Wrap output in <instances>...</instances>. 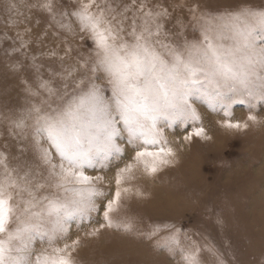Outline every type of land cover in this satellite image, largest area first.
Masks as SVG:
<instances>
[{
  "label": "snow or ice",
  "instance_id": "6c2138e0",
  "mask_svg": "<svg viewBox=\"0 0 264 264\" xmlns=\"http://www.w3.org/2000/svg\"><path fill=\"white\" fill-rule=\"evenodd\" d=\"M4 7L16 30L11 39L19 41L12 51L50 34L55 47L41 55L58 60L60 69H50L45 79L33 56L37 83L25 81L26 91L41 99L17 115L0 114L10 135L30 141L38 160L0 151V264H78L85 239L111 231L151 240L162 229L169 231L158 248L178 255L179 264H203L204 249L181 229L140 230L128 202L147 196L132 181L138 171L156 177L176 164L178 152L165 129L190 127L182 143L211 139L197 101L222 113L220 126L230 131L264 123L253 114L258 106L264 110V4L242 0L216 13L195 5L190 11L199 35L191 39L183 24L174 34L165 30L170 13L159 0H71V7L57 0H5ZM21 8L47 15L42 33L19 30L30 19ZM77 38L91 41L87 54L74 46ZM236 104L247 107L243 122L233 119ZM25 151L20 148L21 156ZM112 168L111 178L90 174ZM113 181L114 187H104ZM73 224L77 232L88 227L83 237L73 238ZM37 243L45 246L37 249ZM207 251L216 264H228L214 246Z\"/></svg>",
  "mask_w": 264,
  "mask_h": 264
},
{
  "label": "rangeland",
  "instance_id": "374dc122",
  "mask_svg": "<svg viewBox=\"0 0 264 264\" xmlns=\"http://www.w3.org/2000/svg\"><path fill=\"white\" fill-rule=\"evenodd\" d=\"M32 3L34 0H26ZM128 2V0H123ZM170 16L164 20L165 30L174 34L181 24L185 34L191 39L198 36V29L190 9L199 5V11L221 12L237 8L242 0H159ZM254 5L264 4V0H250ZM61 6L71 7V0H57ZM5 0H0V114L17 115L29 106V101L39 102L40 97H31L26 91L25 81L33 87L37 83V73L31 67L32 57L43 65L40 75L49 78L50 69L59 70L58 60L48 58L47 53L55 47L54 38L49 34L43 43L33 42L20 52L14 41L16 30L11 29L10 14L6 11ZM21 11L30 16L25 24L31 27L33 36L44 31L48 17L42 12L27 8ZM37 20L40 21L37 24ZM52 29H49V33ZM10 37V38H5ZM87 54L91 41L80 40L74 45ZM26 53V55L22 54ZM18 65V67H14ZM57 83V87H59ZM55 98H53L54 100ZM55 107V102H53ZM201 113L206 134L211 139L196 138L192 143H182L183 135L191 128L175 126L165 129V135L177 149L178 157L174 166L163 169L156 177H147L136 172L132 183L139 186L147 198L143 201L128 202V215L133 216L141 231L150 232L154 225H172L188 233L202 249L203 264H216L215 257L208 251L214 246L224 254L228 264H264V123L251 124L244 132L227 130L220 126L222 113L215 112L201 101L196 102ZM233 119L241 122L247 119L246 105H233ZM258 120L264 121V110L253 111ZM26 151L21 156L20 148ZM0 151L11 157H20L30 163H38L31 151L29 140H21L9 134L6 121H0ZM126 155L123 163L129 162ZM15 161H13L14 163ZM115 169L97 173L106 178L114 176ZM104 187H114L107 182ZM157 204V205H156ZM165 204V205H163ZM157 206V207H156ZM223 221V225L217 223ZM88 230L84 226L79 232L73 224L72 234L84 236ZM169 229H162L157 237L149 240L143 236H129L115 232H105L99 240L85 239L76 254L78 264H179L180 257H172L157 247V240ZM40 243L36 248L44 247ZM235 259H232V257Z\"/></svg>",
  "mask_w": 264,
  "mask_h": 264
},
{
  "label": "bare ground",
  "instance_id": "6f19581e",
  "mask_svg": "<svg viewBox=\"0 0 264 264\" xmlns=\"http://www.w3.org/2000/svg\"><path fill=\"white\" fill-rule=\"evenodd\" d=\"M157 205V204H156ZM163 205H165V204H163ZM157 207V206H156Z\"/></svg>",
  "mask_w": 264,
  "mask_h": 264
}]
</instances>
